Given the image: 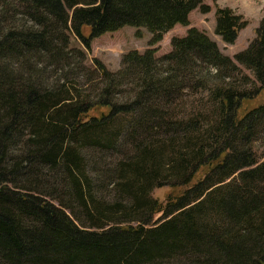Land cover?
I'll return each instance as SVG.
<instances>
[{
  "label": "trees",
  "instance_id": "obj_1",
  "mask_svg": "<svg viewBox=\"0 0 264 264\" xmlns=\"http://www.w3.org/2000/svg\"><path fill=\"white\" fill-rule=\"evenodd\" d=\"M196 9L211 11L204 0H0V264H264V161L250 147L264 103L245 104L264 89V19L236 61L196 27L160 58L129 51L117 71L98 58L91 69L71 44L74 34L91 50L126 26L139 37L146 29L155 44ZM215 15V33L233 44L247 21L229 7ZM238 63L260 87L215 88L209 130L200 117L166 120L160 105L173 89L205 87L202 76L234 73ZM170 128L167 153L161 132ZM206 131L210 142L197 144L205 141L192 135ZM125 135L138 154L98 178L82 147L113 152ZM180 135L191 144L187 159L173 150ZM163 175L182 188L165 202L149 197Z\"/></svg>",
  "mask_w": 264,
  "mask_h": 264
},
{
  "label": "rangeland",
  "instance_id": "obj_2",
  "mask_svg": "<svg viewBox=\"0 0 264 264\" xmlns=\"http://www.w3.org/2000/svg\"><path fill=\"white\" fill-rule=\"evenodd\" d=\"M204 3L210 5V12L203 13L200 11V9L193 10L190 13V24L188 26L181 24L176 25L173 29L164 34L162 40L156 42L155 44H150L152 34L149 31L142 29V36L139 37L137 36V28L132 26H126L114 32H107L100 37L95 38L92 41L91 50H88L82 41L74 34L71 35V44L73 47L81 48L86 51L87 60L85 64L91 69L95 68L94 59L98 58L106 65L109 70L117 71L121 68L122 57L129 51L138 50L139 52L143 53L148 49H154L155 56L160 58L173 50V38L184 37L187 34L189 28L196 27L200 31L205 32L212 40L216 41L222 53L235 60V55L240 51L247 49L256 38V29L260 26L262 20L264 19V0H204ZM217 6L232 8L237 14L241 15L244 20L247 21L246 27L240 31L238 39L233 44L226 43L215 33V12ZM85 33L88 34L86 31ZM237 65L239 66V70L234 73L225 72L224 74L226 75L217 77L212 75V73L202 76L200 79L205 82V87L197 88L196 86L190 87L186 85V87L182 89L181 92L173 89V91L170 92L168 99L163 101L160 105V107H162L160 110H162L163 114L167 117L166 120L183 119V117H200L202 120H204L203 123L206 124L205 128L209 127V130L211 125L208 124L216 118L218 112V97H216L213 93L215 88L233 87L239 90L245 89L249 92H252L253 94L260 87V83L257 81L253 71L247 69L239 63ZM186 81L189 80L186 79ZM194 82L195 81H193V83ZM93 87L94 86L92 85L84 86L82 89L83 94L94 97L96 93L93 91ZM128 89H130V87H126V90ZM260 103H264V89L260 91L256 99L249 100L245 104L248 107H253ZM169 130L170 131L168 132H161L164 140L167 141L163 147L167 153L168 151H172L171 148L173 136L177 134L173 133L174 129L170 128ZM207 131L198 135H192L193 138L198 137L205 141L197 142V144H208V142H210L211 136L207 134ZM200 139H193L192 142L194 143ZM118 141V145L116 147L113 146V152H107L111 150H108L106 146H96V144H92L93 146L84 144L82 147L84 148L82 149V154L86 157V160L88 159L90 166H92L97 172L98 178H107V175H109L107 171L108 168H113L117 161H127L138 154L135 144L131 142L128 135L122 136ZM190 145V143L185 144L182 141V135H180L177 138L176 145L173 147L175 149L173 150L176 152L182 151L183 153H180L181 156L187 159L189 156L188 152L190 151ZM250 147L254 152L256 162H263L264 129L255 135ZM183 163L186 165L185 161H183ZM193 165L194 162L190 165V167ZM51 179V182H49L50 186H56L59 182L57 177L55 180L53 178ZM233 179H238V173H235L232 177H230V179L225 181V183ZM172 180L173 178H168L165 175L161 176V179L157 180V182L153 184L154 186H152L150 189L149 197L165 202L170 194L175 191L178 192L182 190V188L173 189L172 186L167 185L173 183ZM163 184L165 185L160 186ZM59 189L61 190V187ZM50 190L54 197L52 198L47 196V198L57 206L61 207L59 200L54 199L58 193L53 189ZM111 195L113 200H115V196L117 195L114 193V191L111 193ZM214 196L215 194H212L211 198ZM63 199L66 204H73L72 200L67 198ZM74 210L78 212L77 208ZM67 212L70 213L71 211L67 209ZM160 215L161 214H157L155 218L159 219ZM182 261L183 260L180 258H168L163 262V264H184Z\"/></svg>",
  "mask_w": 264,
  "mask_h": 264
}]
</instances>
